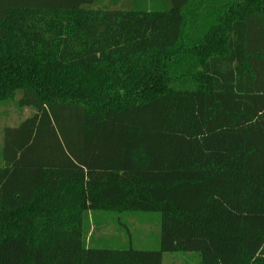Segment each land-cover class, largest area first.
Returning <instances> with one entry per match:
<instances>
[{"label": "trees", "instance_id": "obj_1", "mask_svg": "<svg viewBox=\"0 0 264 264\" xmlns=\"http://www.w3.org/2000/svg\"><path fill=\"white\" fill-rule=\"evenodd\" d=\"M98 1L0 0V104L35 111L3 130L0 264H264V0ZM100 211L160 215L159 249L86 245Z\"/></svg>", "mask_w": 264, "mask_h": 264}, {"label": "rangeland", "instance_id": "obj_2", "mask_svg": "<svg viewBox=\"0 0 264 264\" xmlns=\"http://www.w3.org/2000/svg\"><path fill=\"white\" fill-rule=\"evenodd\" d=\"M149 0H99L98 8L114 7L122 9H131L134 7H144V3ZM225 0H210L213 4L223 3ZM205 3L196 2L192 8L186 10L188 18L189 37L198 35V28L207 26L213 21L214 16L211 9L205 7ZM148 7L155 9L156 6ZM208 11V12H207ZM191 22L194 24L191 26ZM189 38V39H190ZM191 41V40H190ZM188 60V61H187ZM193 62L186 58V65ZM15 99L0 104V165L1 149L3 144V130L6 127H16L23 120L32 116L35 111L32 108H19ZM160 215L152 213H132L128 215H116L114 212H95L88 213L84 218L85 225V243L88 246L109 247V248H127L133 247L142 250H158L160 240ZM119 220L126 224L129 229V235L126 230L120 227ZM200 257L198 253H166L163 254V264H199Z\"/></svg>", "mask_w": 264, "mask_h": 264}]
</instances>
